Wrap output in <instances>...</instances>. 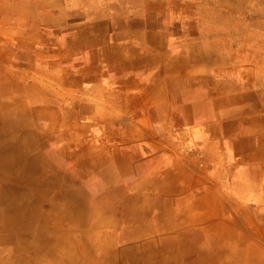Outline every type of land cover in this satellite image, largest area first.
<instances>
[{
	"label": "crops",
	"instance_id": "crops-1",
	"mask_svg": "<svg viewBox=\"0 0 264 264\" xmlns=\"http://www.w3.org/2000/svg\"><path fill=\"white\" fill-rule=\"evenodd\" d=\"M223 2L0 0V264H41L13 245L48 174L88 207L71 264L85 235L86 264H264V59Z\"/></svg>",
	"mask_w": 264,
	"mask_h": 264
},
{
	"label": "rangeland",
	"instance_id": "rangeland-1",
	"mask_svg": "<svg viewBox=\"0 0 264 264\" xmlns=\"http://www.w3.org/2000/svg\"><path fill=\"white\" fill-rule=\"evenodd\" d=\"M64 5L70 6V1L73 5L78 4L79 6L91 5L94 7H104L110 3H122L126 1L127 5L137 4V0H63ZM166 1V0H159ZM170 1V5H175L176 7L183 6H206L207 3L213 4L215 0H167ZM217 2V1H216ZM223 4L219 5L224 11L220 17L222 21H231L233 24L236 23L235 36L240 39H254L256 50L261 52V57L264 59V0H224ZM217 5V3H215ZM218 6V5H217ZM218 6V7H219ZM228 6V7H227ZM64 15V12H63ZM227 31V30H225ZM233 32V33H234ZM256 66V80L259 82H264V61L255 62ZM261 71V74L260 72ZM48 162L55 164L54 159H48ZM38 193V189L36 191ZM38 196V195H37ZM46 199L47 203L45 207L35 205V209H31L35 215L28 217L30 220L29 224L30 231H32L30 239L18 241L15 243L13 248L18 251H29L33 250L36 245V249L39 253L31 254L28 256L34 261H38L41 264H71V254L70 246L74 238L68 232L65 238L62 237L64 228L71 229L72 224H77L79 233L86 234L85 225V215H87L88 207L78 206L71 207L60 205L55 199V189L53 185V175L48 174V185L46 190ZM32 208V207H31ZM45 210V211H44ZM61 215L67 216V221L61 219ZM37 217L39 220L44 219L45 226H42L43 223L37 222ZM27 218V217H26ZM35 218L37 220H35ZM76 218V220H74ZM76 221V222H75ZM75 224V225H76ZM63 226V227H62ZM84 230V231H81ZM57 235V237H56ZM39 237V238H38ZM102 238V237H101ZM101 238H90L88 239L85 236L77 238L78 247H79V263L86 264V258L88 256V244L90 242V255L93 257L99 256V251L101 250ZM39 239L43 243L45 242V250H40L39 248ZM1 248V247H0ZM92 260V259H91ZM96 263V261H95Z\"/></svg>",
	"mask_w": 264,
	"mask_h": 264
},
{
	"label": "bare ground",
	"instance_id": "bare-ground-1",
	"mask_svg": "<svg viewBox=\"0 0 264 264\" xmlns=\"http://www.w3.org/2000/svg\"><path fill=\"white\" fill-rule=\"evenodd\" d=\"M185 57V56H184ZM177 61V60H176ZM199 67V66H198ZM199 69V68H198ZM33 144V143H32ZM10 145V144H9ZM17 147V146H16ZM34 147V146H33ZM36 147V146H35ZM15 148V147H14ZM20 148V147H19ZM5 149V148H4ZM13 153V152H12ZM5 154H7L8 155V153H5ZM2 158V157H1ZM3 160V159H2ZM1 160V161H2ZM2 164V163H1ZM3 165V164H2ZM5 165V164H4ZM13 167H15V166H13ZM53 167V166H52ZM8 168V167H7ZM128 182V181H127ZM104 194V193H103ZM100 197V196H99ZM103 198V197H102ZM18 206V205H17ZM31 206V205H30ZM13 208V207H12ZM18 209V213H22V214H24L25 216L24 217H31L32 215H35L34 214V210L32 211L31 209H28V208H25V207H20V208H17ZM32 209H35V206L34 207H32ZM13 212H14V209H13ZM12 212V213H13ZM17 213V214H18ZM32 214V215H31ZM10 215V214H9ZM4 216V215H3ZM56 237H57V235H56ZM123 252V251H122ZM123 255V254H122ZM125 256V255H124ZM123 256V257H124ZM127 259V258H126ZM124 261H125V259H123ZM126 262V261H125ZM129 263V262H128Z\"/></svg>",
	"mask_w": 264,
	"mask_h": 264
}]
</instances>
